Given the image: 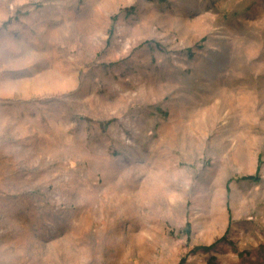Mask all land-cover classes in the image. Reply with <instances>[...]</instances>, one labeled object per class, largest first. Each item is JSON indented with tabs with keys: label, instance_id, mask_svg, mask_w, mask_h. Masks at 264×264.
Returning a JSON list of instances; mask_svg holds the SVG:
<instances>
[{
	"label": "rangeland",
	"instance_id": "374dc122",
	"mask_svg": "<svg viewBox=\"0 0 264 264\" xmlns=\"http://www.w3.org/2000/svg\"><path fill=\"white\" fill-rule=\"evenodd\" d=\"M0 264H264V0H0Z\"/></svg>",
	"mask_w": 264,
	"mask_h": 264
}]
</instances>
